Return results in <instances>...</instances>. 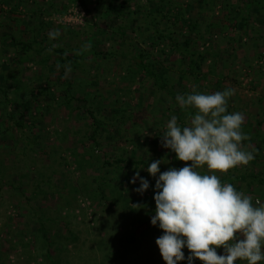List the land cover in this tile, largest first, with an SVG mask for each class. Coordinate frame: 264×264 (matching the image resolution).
<instances>
[{"label":"rangeland","instance_id":"rangeland-1","mask_svg":"<svg viewBox=\"0 0 264 264\" xmlns=\"http://www.w3.org/2000/svg\"><path fill=\"white\" fill-rule=\"evenodd\" d=\"M178 1V9H184L186 3L191 4L187 16L199 14L200 8L195 0ZM104 7L97 0H90L91 14H88L78 0L0 2V38H5L4 43L0 39V264H166L155 243L163 231L158 226L146 228L135 242L122 244L119 240L137 219L154 214L155 178L147 174L153 186L144 192L147 194L144 196V193L134 191L138 186L133 187L130 182L123 185L119 179L124 175L121 172L120 176H115L113 165L101 163L106 157L112 160L122 155L128 159L131 149L136 148L138 157H146L148 163L155 159L165 161L161 163L160 171L167 170L170 164L177 168L191 164V161L177 160L173 152L161 147V135L171 114L174 116L178 102L163 92L152 96L147 90L143 109L145 120L135 127V131L132 132L134 127L130 123L124 125L127 127L124 137L115 132L107 137V132L102 129L99 135L101 144L94 147L88 140L87 131L92 130V126L88 122L89 116L83 115L84 102L79 104L83 107L80 111L64 105V86L59 71L52 67L54 56L47 66L38 62L41 57L20 58L22 49L19 43L31 40L34 34H39L40 43L36 46L43 47V54H51L53 44L66 47L69 52L88 51L83 68L70 69L66 77L73 79L75 95L84 97L87 107L95 109L96 104H106L111 97L109 91L122 85L118 75L123 70L115 66L112 59L99 58V72H104L107 77L105 80L98 78L97 86L90 82L97 73L93 67L95 56L89 52L93 41L104 34L107 45L115 43L118 46L112 37L119 36L117 26L112 27L100 17ZM203 11L209 21L221 15L218 4ZM95 21L100 23L94 24ZM170 21L173 34L179 36V23L173 16ZM252 26L249 35L243 36L245 44L241 46L233 44L231 47L226 38L237 34L235 27L229 26L225 31L220 29L221 26L216 28L218 32L214 38L220 41V47L227 45L231 49L232 54L228 53L224 59L228 58L226 66H229L230 73L234 70L231 75L239 78L234 84L226 81L227 86L234 89L227 109L241 112L244 123L250 121L264 134V57L258 56V52H264V25L253 20ZM57 29L60 35L49 40L48 32ZM127 31L135 34L130 29ZM13 35L20 41L18 44L10 41ZM256 43L260 44L259 48ZM211 64L210 59L203 67L207 69ZM16 85H23L27 95H32V91L39 92L43 86L50 88L55 96L43 90L38 95L40 108L31 103V108H26L23 114L20 110L17 112L19 102L14 101L21 95L17 94ZM192 86L191 82L184 80L176 88L187 94ZM202 92L210 91L205 89ZM125 93L126 90L120 91L122 99L128 98ZM137 98V94L131 95L133 102ZM184 111L189 113L188 109ZM96 114L107 121L109 112L97 111ZM22 117L26 127L16 124ZM32 119H35L34 123ZM260 119L262 122L258 123ZM177 123L180 126V122ZM129 137H136L137 143L130 141ZM241 143L253 148V155L258 154L256 142ZM262 165L264 148L257 162L251 160L246 168H249L247 171L260 170ZM142 171L139 170L140 175ZM224 174L217 173L219 177ZM98 177L105 187L106 197L97 189L95 180ZM124 188L128 190L126 195ZM252 190L241 192L251 196L253 201L264 202V195ZM40 209L45 216L57 217L55 222L47 223L53 241L50 254L39 224L35 223L34 215ZM183 251L187 256L188 250ZM220 252L222 248L218 249V254ZM182 263L186 264L185 261L178 262ZM195 264L203 262L197 259Z\"/></svg>","mask_w":264,"mask_h":264},{"label":"trees","instance_id":"trees-1","mask_svg":"<svg viewBox=\"0 0 264 264\" xmlns=\"http://www.w3.org/2000/svg\"><path fill=\"white\" fill-rule=\"evenodd\" d=\"M9 1V0H0ZM29 1V0H26ZM88 14H91L90 0H78ZM199 9V14L187 16V10L191 7L190 3L185 4L184 9H178V0H97L99 5H102L104 9L101 11L100 17L109 25L117 26V32L119 36H113L114 41L118 42V46L115 43L107 45L105 43V35L102 34L99 38L93 41V48L89 49L95 56L93 61V67L97 73L94 74V78L90 82L97 86L98 78L107 77L104 72H99L98 60L112 59L115 66L122 67V72L118 75L119 80L122 82L121 86H117L115 90L110 92L111 97L108 99L106 104H96L95 109L87 107L85 98L76 96L74 91L73 79L66 77V67L71 70L83 68V63L87 55L86 50L81 52H69L66 47L61 45L51 46L52 53L43 54L41 46H36L40 43L39 34H34L32 39L29 41H19L13 36H10L11 42L21 46L22 52L20 58L25 60L35 59V57H41L38 60L39 63L47 66L52 56H54V62L52 67L59 71V77L62 80L63 88V102L68 109H79V104L84 102L85 108H83V115L89 116L92 130H88V140L96 147L100 145L99 135L100 131L104 129L107 132V137L114 135V132L119 136H123L127 127L124 125L130 123L134 128L142 123L145 118L143 115L144 98L145 94H151L152 96L156 93L163 92L176 100L177 94L184 95L180 89L176 86L181 85L184 80L193 84L190 91L195 88L196 91L202 92L208 89L210 92L221 91L228 87L227 82L234 84L239 82L238 76L235 77L230 73L229 66H226L225 56L232 52L231 49L226 45L220 47V41L214 38V34L218 32L216 28L226 30L231 27L237 28V34H230L226 38L227 41L233 47L234 45L241 46L245 44L243 36L249 35L250 28L253 20L264 25V0H241L231 2L230 0H195ZM52 3V0H50ZM64 2V1H63ZM183 4V3H182ZM214 5H220L221 15L215 18L218 20L217 23L209 21L206 17L203 9L206 7L209 9L213 8ZM16 10V9H15ZM140 14V17H139ZM175 18V21L180 25V34L175 36L174 31L170 27L171 17ZM223 18V19H222ZM223 20V22H222ZM100 22L95 21L94 24ZM223 24V25H221ZM143 28V29H142ZM130 31L135 32L134 35L128 33ZM108 31V30H106ZM105 33V32H103ZM225 36V35H224ZM88 37V35H86ZM1 39V38H0ZM1 41L5 42V38ZM3 42V43H4ZM234 44V45H233ZM257 48L260 47L259 43H256ZM45 50V49H44ZM231 52V53H230ZM259 58L264 57V52H258ZM211 59V67L207 69L203 67L208 60ZM98 69V70H97ZM218 69L223 71L218 72ZM216 70V71H215ZM105 72L111 73L110 70ZM174 72V74H172ZM250 72V71H248ZM248 72H245L246 74ZM38 76V74H37ZM39 74L38 77H40ZM227 81V82H226ZM15 87L17 94H21L20 97H16L14 101L19 102V109L17 112L26 111V108H31V103L36 104V108H40V101L38 95L43 93V90H47L50 94L55 96V93L50 88L40 87L39 92L32 91V95L24 93L25 87L23 85H16ZM121 90H126L127 99H122L120 95ZM137 94V100L132 101L131 95ZM8 96L7 93H5ZM165 98V97H164ZM229 101V99H228ZM75 103H77L75 105ZM174 109V116L177 121L180 122V126H185L189 119V113H194V109L189 108V113L180 108L179 105ZM170 110V105L167 107ZM108 109V110H107ZM20 110V111H19ZM96 111V112H95ZM109 112L107 121L100 118L96 113ZM228 112H234L232 108L227 109ZM14 115L15 112H12ZM173 116V114H171ZM25 117V116H24ZM36 118V117H35ZM35 119H32L34 123ZM260 121V122H259ZM257 121L261 123V119ZM16 124L20 127H26L23 117L16 121ZM118 126V127H115ZM23 129V128H22ZM241 131L246 134L247 139L243 140L246 143L256 142L257 149L259 152L254 155L253 161L257 162L260 156V151L264 148V134L257 125H254L248 121L242 124ZM113 133V134H112ZM111 139V138H109ZM130 141L137 143L136 137H129ZM257 141L259 143H257ZM245 150L252 151L255 154L253 148L245 147ZM131 155L128 159L124 156H116L112 160L107 157L104 159V166L113 165L115 169V176H120L119 173H123L124 178L121 176L119 181L129 183L130 178L133 174L139 170L142 171V176L150 180L147 176L148 172L145 170L147 167L148 160L146 157H138L137 149H131ZM174 153V152H173ZM175 155V153H174ZM167 156V154H165ZM124 165L126 169L123 168ZM145 166V168H141ZM174 165H169L172 167ZM161 167V166H159ZM123 169V170H122ZM246 166H238L234 170L230 169L223 176L219 177L221 182H228L235 186L238 191H252L258 192L260 195H264V165L260 170H248ZM109 171V170H108ZM166 171V170H161ZM97 189L102 192V196H105V187L100 180V177L96 178ZM245 185V187H244ZM139 186V183L133 184ZM150 186L152 181H150ZM260 186L259 189L254 190ZM127 189L124 188V194L126 195ZM56 191V190H54ZM144 196H147L144 193ZM154 215V214H153ZM35 223H38L39 229L42 231L44 239L48 244V254L51 253L50 245L53 244L51 237H49L50 228L47 223L50 221L55 222L57 217L45 216L40 209L39 213H35ZM151 216L147 218H139L133 222L130 230L123 234L119 240L122 244L128 242H135L137 237L146 228L152 224L150 222ZM185 264V263H182ZM240 264V262H237ZM257 264H264V261L257 262Z\"/></svg>","mask_w":264,"mask_h":264},{"label":"clouds","instance_id":"clouds-1","mask_svg":"<svg viewBox=\"0 0 264 264\" xmlns=\"http://www.w3.org/2000/svg\"><path fill=\"white\" fill-rule=\"evenodd\" d=\"M59 35L58 29L48 32L49 40ZM233 94L234 89L228 88L207 93L193 88L187 94H177L180 108L195 111L189 113L183 127L176 116L168 119L161 147L174 152L177 160L191 164L160 171L165 161L147 163L145 170L155 178V209L150 222L163 230L155 243L166 264H195L197 259L203 264L264 261V202L253 201L217 175L254 159L253 152L241 143L247 139L241 131L244 115L227 111ZM137 181L134 191L143 195L150 182L139 171L129 182Z\"/></svg>","mask_w":264,"mask_h":264}]
</instances>
